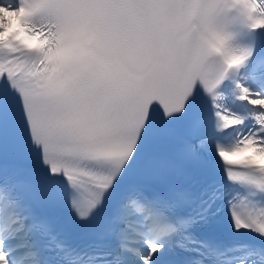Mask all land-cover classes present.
I'll return each mask as SVG.
<instances>
[{
  "label": "snow or ice",
  "instance_id": "1",
  "mask_svg": "<svg viewBox=\"0 0 264 264\" xmlns=\"http://www.w3.org/2000/svg\"><path fill=\"white\" fill-rule=\"evenodd\" d=\"M0 264H264V0H0Z\"/></svg>",
  "mask_w": 264,
  "mask_h": 264
}]
</instances>
